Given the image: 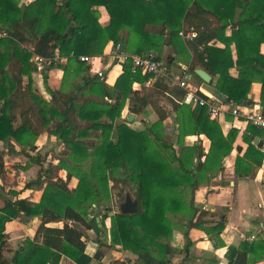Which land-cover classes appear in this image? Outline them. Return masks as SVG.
Returning a JSON list of instances; mask_svg holds the SVG:
<instances>
[{
    "label": "trees",
    "instance_id": "16d2710c",
    "mask_svg": "<svg viewBox=\"0 0 264 264\" xmlns=\"http://www.w3.org/2000/svg\"><path fill=\"white\" fill-rule=\"evenodd\" d=\"M240 5L247 10L236 23L237 30L227 48H215L211 44L225 27L215 30L209 24V18L216 17L214 9ZM96 6L108 11L111 23L107 28L93 13ZM192 28L197 36L187 42L195 53L188 72L194 74L198 66L204 68L217 78L211 86L231 105L250 102L252 85L261 83L264 114V0H30L24 4L20 0H0V33L6 34L0 38V141L34 149L35 128L39 125L68 152L58 166L42 167L37 179L27 184V188H42L40 203L5 200L6 206L0 211V264H61L64 256L76 264H90L82 231L48 227L68 216L75 218L76 229L94 230L101 238L109 237L110 246L151 255L161 264H170L174 255L170 242L180 229L187 230L186 237L191 229L204 230L219 243L224 222L205 228L202 219L208 214L194 206V196L202 183L223 171L225 159L235 150L238 130L225 136L207 108L184 104L186 90L162 78L133 73L130 58L124 60L123 72L113 87L104 76L89 74L90 67L80 61L82 56H103L111 42L119 53L129 54L126 56H150L148 52L158 48L166 31L174 42L181 31ZM123 30L129 32L128 39L121 35ZM134 38L140 44L134 45ZM232 43L237 47L236 63L231 58ZM55 50L67 64L62 88L53 90L47 86L52 96L49 102L35 91L32 81L24 86L23 80L41 69L35 57L52 60ZM235 66L238 77L230 73ZM136 84L142 85L144 102L134 89ZM160 96L183 116L179 150L165 139L163 122L167 114L160 107ZM128 100L135 114L141 105L149 103L159 121L144 131L133 129L127 120L118 123ZM228 118L233 119L230 114ZM189 136H205L210 142L208 153L203 151L202 142L185 148L184 141ZM256 138L262 144L255 145ZM243 140L248 148L243 157H237L235 173L247 179L255 166L264 163V130L249 125ZM7 147L12 150L10 145ZM238 151L242 152V148ZM5 154L0 149L1 174L5 172ZM31 159L40 163L37 158ZM62 171L66 179L56 177ZM73 179L78 183L71 189ZM111 182L132 190L138 201L137 214L118 213L110 219ZM96 210L100 211L102 228L96 222ZM23 217H38L41 225L34 240L25 239L13 257L6 260V223ZM109 219L111 227L107 229ZM181 221L180 225L176 223ZM259 250H264V238L257 236L254 243L231 246L229 264H247L248 254L256 255ZM100 258L101 251L96 255V259Z\"/></svg>",
    "mask_w": 264,
    "mask_h": 264
},
{
    "label": "crops",
    "instance_id": "0c3cea01",
    "mask_svg": "<svg viewBox=\"0 0 264 264\" xmlns=\"http://www.w3.org/2000/svg\"><path fill=\"white\" fill-rule=\"evenodd\" d=\"M30 0H20V4H24ZM243 1V0H242ZM247 9L241 5L233 8L227 7L226 9H219L216 7L213 15L216 17L209 18V24L213 29H222L225 27L224 32H220L217 41L212 43L215 48H227V42L232 38L233 33L237 30L235 25L242 19ZM251 10V8H250ZM257 11V9H256ZM93 13L98 18L103 28H107L111 23V17L103 6H96L93 8ZM219 16H224L220 21ZM121 35L129 38L130 34L127 30H123ZM197 36V33L192 28L190 31H181L178 38L171 41L168 31H166L164 39H159V46L157 49L149 51V55L159 56L161 61L164 62L168 69L176 79H183L189 73L195 53L188 48V40H192ZM134 45L140 44L139 40L134 38ZM155 43V42H153ZM157 43V44H158ZM231 58L233 63L237 61V47L236 43H232ZM116 46L113 42L109 43L105 49L104 55L98 58H93L91 63H86L89 67V74L92 76L99 75L100 72L104 74L106 83L113 87L123 72V57L129 54L116 52ZM123 51L124 46L121 47ZM134 48V46H133ZM261 53L264 54V44L261 46ZM119 59V63L115 65V61ZM62 65L53 67L52 64L46 65L43 69L33 72L31 76H25L23 83L24 86L28 85L30 81L33 83L35 91L51 101L52 96L48 90L49 86L53 90H59L63 86L64 68L66 67L67 60L64 58L59 63ZM197 69L204 68L198 66ZM206 71V70H205ZM207 72V71H206ZM208 73V72H207ZM233 77H238V67L230 70ZM107 74V75H106ZM193 81L191 82L195 87L200 88L203 81L199 79L195 72ZM211 75V74H210ZM212 76V75H211ZM213 78L212 83L215 84L217 78ZM155 80L149 82L151 85ZM140 94L142 102L145 101V94L142 91V85L136 84L134 86ZM262 84L255 82L252 85L249 100L251 104H261ZM160 107L167 114L166 120L163 122L164 126L169 128L174 134V142L176 149L179 150L178 135L181 126L183 125V116L181 112L173 111V107L163 96L159 97ZM227 100V99H226ZM248 102V105H250ZM226 106H231L226 101ZM131 100H128L122 113V120L129 119L130 115L135 118L132 123H129L134 128H144L151 126L159 121V116L155 109L148 103L140 106L138 113L131 112ZM233 106V105H232ZM229 114H224L219 117L218 123L220 124L223 134L228 136L231 130L236 129L239 136L234 145V151L224 161V168L210 181L202 183L194 196V206L206 212L208 215L203 217V225L205 228L214 227L221 220L224 222V230L220 235V241L217 244L213 235L207 234L201 229H191L187 238L177 232L172 239L171 246L174 250V255H171L170 264H229L228 248L233 246L239 248L243 243H254L251 240L252 236L264 238V163L261 167L255 166L251 173L250 178H239L236 173V159L238 156L243 157L248 145L244 142L243 136L247 131L249 124L242 120L228 118ZM215 120V119H214ZM151 124V125H150ZM35 142L34 149L29 146H19L13 142L6 143L0 141V149L6 151L5 154V168L9 170L0 175V211L5 206V200L23 199L31 203L38 204L41 202L43 190L40 187L27 188V184L37 179L42 167L47 169L49 165L58 166L60 156L55 157L53 154L61 147L57 138L51 136L48 130H43L39 125L35 128ZM258 145L262 144L261 139ZM255 139V141H256ZM254 141V144H255ZM205 153H208L210 142L205 136H189L185 139V148H193L197 144H201ZM12 144V145H11ZM8 145L12 150H8ZM256 145V144H255ZM60 146V147H59ZM242 148V152L238 148ZM14 148V149H13ZM264 150V146H263ZM61 152V151H60ZM56 154V153H55ZM31 158L39 159L40 163L34 162ZM56 176L66 179L65 172H59ZM73 179L70 188H75L77 183ZM111 187L113 182H111ZM11 193H16L17 196H12ZM100 222L96 217V222L99 228H102V219L100 211ZM200 214V212H199ZM110 216V213H109ZM111 219V217H110ZM110 222H106L107 229L111 227ZM196 219L194 220V222ZM75 218L68 216L63 222L51 223L48 225L50 228H57L62 230L74 229L82 233L81 240L86 245L85 254L92 259L90 264H161V261L151 255H140L130 251H125L122 246H110L109 237H100L94 230L76 229ZM41 225L40 218H24L12 220L6 223L5 236L7 245L4 249V257L10 260L15 251L20 248L23 241L27 238L34 240L37 235V229ZM101 225V227L99 226ZM222 243V244H221ZM218 245V246H217ZM102 252V258L96 259L98 252ZM61 264H76L71 259L63 257ZM247 264H264V250L254 254H248Z\"/></svg>",
    "mask_w": 264,
    "mask_h": 264
},
{
    "label": "built area",
    "instance_id": "2783aa9c",
    "mask_svg": "<svg viewBox=\"0 0 264 264\" xmlns=\"http://www.w3.org/2000/svg\"><path fill=\"white\" fill-rule=\"evenodd\" d=\"M5 33H0V38L5 37ZM118 52V48H116ZM130 58L133 64V73L142 72L143 74L152 75L155 78H162L172 82V84L179 86L180 88L186 90L187 94L184 99V104L197 107L207 108L208 114L212 119L218 120L219 117L224 114L232 115L236 120H242L245 123L264 130V114L260 104L252 105H231L226 106L222 104L215 97L211 96L205 92L202 87L197 88L191 82L193 81V75L187 73L183 79H174L171 75L168 66L161 60L156 59V57L150 56H140V55H130L124 56L123 60ZM62 60L60 57L59 50H55L54 57L52 60L45 59L43 57H35L34 61L38 66L43 69L44 66L59 63ZM80 61L84 63H91L92 58L87 56L80 57ZM99 76H104L102 72ZM203 93L205 97L201 96ZM9 170L5 168V172ZM256 236H252L251 240L254 241Z\"/></svg>",
    "mask_w": 264,
    "mask_h": 264
},
{
    "label": "water",
    "instance_id": "95a60500",
    "mask_svg": "<svg viewBox=\"0 0 264 264\" xmlns=\"http://www.w3.org/2000/svg\"><path fill=\"white\" fill-rule=\"evenodd\" d=\"M122 50V48H121ZM119 63V59H117L115 61V65H117ZM107 75V74H106ZM195 75L201 79L203 81V85H202V89L207 92L208 94H210L211 96L215 97L219 102H221L222 104L226 103V97H224L222 94H220L219 92H217L212 86V81L213 78L212 76L207 73L205 70L203 69H196L195 70ZM244 105L248 106V102H246ZM135 116L134 115H130L128 121L130 123L133 122ZM259 140L256 139L255 144L258 145ZM0 175H1V171H0ZM99 210H96V217L98 219V222H100V216H99ZM118 213L122 214V215H135L138 213V201L133 197V195L131 193H128L125 201L123 203L120 204V207L118 209ZM110 217H113V214L110 213ZM101 227V225H99Z\"/></svg>",
    "mask_w": 264,
    "mask_h": 264
},
{
    "label": "rangeland",
    "instance_id": "374dc122",
    "mask_svg": "<svg viewBox=\"0 0 264 264\" xmlns=\"http://www.w3.org/2000/svg\"><path fill=\"white\" fill-rule=\"evenodd\" d=\"M131 127L133 129L137 130V131H144L145 130L144 128H134L132 125H131ZM164 131H165L164 132L165 133L164 134L165 139L167 141H169V142H172V141L174 142V136H175V134L169 128H167L166 126H164ZM55 153L53 154L55 157H58V156L61 157V155L63 156L65 154H67L68 152H66V150L64 149V147H61ZM56 177H58V176H56ZM74 183H77V180H74ZM111 193H112V202H111V204H112V211L110 213H112L113 216H115L116 214H118V209L120 207V204L125 201V198H126L127 194L128 193H131L133 195V197H134V194H133V192H132V190L130 188H126L123 185L116 186L114 183H113V186H112ZM108 222H110V221L108 220ZM176 223L180 225L182 223V221L181 222H176ZM177 233L178 234H182L183 233V235L185 236V238H187L186 237L187 230L180 229V230L177 231Z\"/></svg>",
    "mask_w": 264,
    "mask_h": 264
}]
</instances>
